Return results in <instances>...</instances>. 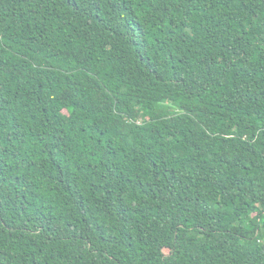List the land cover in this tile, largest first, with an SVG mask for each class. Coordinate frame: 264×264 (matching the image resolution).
Wrapping results in <instances>:
<instances>
[{
  "label": "trees",
  "instance_id": "trees-1",
  "mask_svg": "<svg viewBox=\"0 0 264 264\" xmlns=\"http://www.w3.org/2000/svg\"><path fill=\"white\" fill-rule=\"evenodd\" d=\"M0 264H264V0H0Z\"/></svg>",
  "mask_w": 264,
  "mask_h": 264
}]
</instances>
